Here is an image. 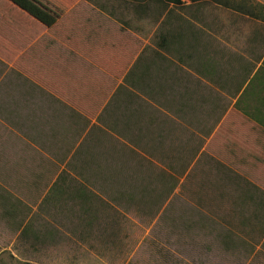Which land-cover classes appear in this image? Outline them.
Here are the masks:
<instances>
[{
    "label": "rangeland",
    "instance_id": "1",
    "mask_svg": "<svg viewBox=\"0 0 264 264\" xmlns=\"http://www.w3.org/2000/svg\"><path fill=\"white\" fill-rule=\"evenodd\" d=\"M263 22L264 0H0V264H264V174L215 89Z\"/></svg>",
    "mask_w": 264,
    "mask_h": 264
},
{
    "label": "crops",
    "instance_id": "2",
    "mask_svg": "<svg viewBox=\"0 0 264 264\" xmlns=\"http://www.w3.org/2000/svg\"><path fill=\"white\" fill-rule=\"evenodd\" d=\"M262 27L261 38L247 40L249 45L235 58L231 56L230 68L222 64L218 66L219 81L215 85L216 91L220 92V84L230 78L231 110L236 109L239 113L237 130L244 132L246 145L254 159L256 177L264 174V22ZM7 236L13 237L14 233L9 232L8 225L0 220V240ZM15 252L14 245L0 247V256H14Z\"/></svg>",
    "mask_w": 264,
    "mask_h": 264
},
{
    "label": "trees",
    "instance_id": "3",
    "mask_svg": "<svg viewBox=\"0 0 264 264\" xmlns=\"http://www.w3.org/2000/svg\"><path fill=\"white\" fill-rule=\"evenodd\" d=\"M163 1H165L168 4H173L175 6H178V5H180L182 3V0H163ZM190 1L192 3H195L196 2V0H190Z\"/></svg>",
    "mask_w": 264,
    "mask_h": 264
}]
</instances>
